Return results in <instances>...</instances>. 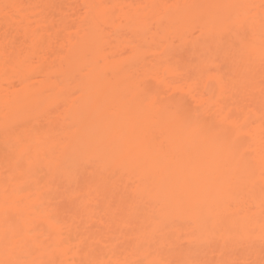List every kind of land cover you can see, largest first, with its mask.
I'll return each mask as SVG.
<instances>
[{"label":"bare ground","instance_id":"6f19581e","mask_svg":"<svg viewBox=\"0 0 264 264\" xmlns=\"http://www.w3.org/2000/svg\"><path fill=\"white\" fill-rule=\"evenodd\" d=\"M0 264H264V0H0Z\"/></svg>","mask_w":264,"mask_h":264},{"label":"rangeland","instance_id":"374dc122","mask_svg":"<svg viewBox=\"0 0 264 264\" xmlns=\"http://www.w3.org/2000/svg\"><path fill=\"white\" fill-rule=\"evenodd\" d=\"M42 167V166H41Z\"/></svg>","mask_w":264,"mask_h":264}]
</instances>
